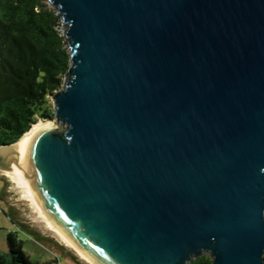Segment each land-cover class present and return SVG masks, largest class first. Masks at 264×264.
Returning a JSON list of instances; mask_svg holds the SVG:
<instances>
[{"label":"water","instance_id":"obj_1","mask_svg":"<svg viewBox=\"0 0 264 264\" xmlns=\"http://www.w3.org/2000/svg\"><path fill=\"white\" fill-rule=\"evenodd\" d=\"M55 119L0 147L96 264H264V0H48Z\"/></svg>","mask_w":264,"mask_h":264},{"label":"trees","instance_id":"obj_2","mask_svg":"<svg viewBox=\"0 0 264 264\" xmlns=\"http://www.w3.org/2000/svg\"><path fill=\"white\" fill-rule=\"evenodd\" d=\"M70 65L62 19L48 0H0V147L17 143L40 121L55 119L50 97L63 86ZM9 216L27 235L39 236ZM8 247L0 264H44L26 253L19 232L8 235ZM191 264L212 259L205 255Z\"/></svg>","mask_w":264,"mask_h":264},{"label":"rangeland","instance_id":"obj_3","mask_svg":"<svg viewBox=\"0 0 264 264\" xmlns=\"http://www.w3.org/2000/svg\"><path fill=\"white\" fill-rule=\"evenodd\" d=\"M50 101L53 103L51 97ZM9 213L17 222L25 224L39 236L31 237L23 232L21 226L11 219ZM11 232H19L20 238L25 242L26 253L35 262L89 264L47 228L32 203L23 197L22 189L0 171V254H9L8 235Z\"/></svg>","mask_w":264,"mask_h":264},{"label":"bare ground","instance_id":"obj_4","mask_svg":"<svg viewBox=\"0 0 264 264\" xmlns=\"http://www.w3.org/2000/svg\"><path fill=\"white\" fill-rule=\"evenodd\" d=\"M52 122H39L36 124L30 132H28L25 136L35 133L42 127L50 124ZM24 136V137H25ZM6 176H8L20 189H22L23 197L30 201L34 208L36 209V212L39 215V218L43 223L46 224L47 228L55 233L68 247L73 248L78 255L88 262L89 264H96L93 260H91L84 252H82L76 245H74L69 238L53 223V221L46 215V213L41 208L40 204L38 203L32 188L25 177V175L21 174L17 169L14 172H8L5 173Z\"/></svg>","mask_w":264,"mask_h":264}]
</instances>
